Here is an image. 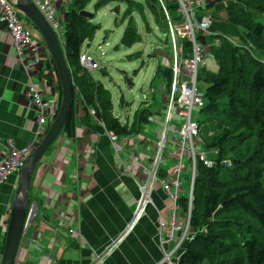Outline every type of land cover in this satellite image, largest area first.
Here are the masks:
<instances>
[{
  "label": "trees",
  "instance_id": "16d2710c",
  "mask_svg": "<svg viewBox=\"0 0 264 264\" xmlns=\"http://www.w3.org/2000/svg\"><path fill=\"white\" fill-rule=\"evenodd\" d=\"M69 1L62 46L73 78L74 103L63 133L72 136L77 114L83 110L91 116L90 110H94L96 119L107 132L119 139L135 137L154 114L147 108L137 110L131 124L114 115L110 91L80 64L84 44L92 42L100 28L93 23L95 16L80 15L92 0ZM218 2L222 0L211 2L206 10H199L198 20ZM113 3L126 6L123 22L128 19V23L121 39L124 47L132 48L142 42L134 14H138L149 28L146 16L149 11L159 28L168 31L158 0H99L95 10ZM164 3L172 22H182L176 1L164 0ZM114 11L118 13L119 7ZM221 11L225 23L248 33L258 46H264V0H235ZM218 12L214 11V15ZM24 19L31 24L26 17ZM211 33L196 34L202 46L208 45L209 39L217 40L210 45L209 54L218 66L217 72L206 67L198 72V82L205 92V106L200 112L204 118L198 122L200 138L203 127H212L201 142L216 157L212 158L211 168L202 163L197 166L190 219L193 239L183 245L179 264H264V66L243 47H235L220 34ZM170 42L173 52L171 38ZM177 51L181 59H190L192 43L186 37H179ZM141 56L138 52L129 59ZM52 69L58 82L60 103V82L54 66ZM103 73L106 75V71ZM43 76L51 85L53 77L41 71L40 77ZM154 80H163L165 92L170 93L171 69L159 65ZM120 103L125 104L123 98ZM225 162L230 166L225 167ZM162 169L158 172L159 179L167 177ZM31 198L30 194V204ZM178 204L186 214L189 193L181 195Z\"/></svg>",
  "mask_w": 264,
  "mask_h": 264
},
{
  "label": "crops",
  "instance_id": "0c3cea01",
  "mask_svg": "<svg viewBox=\"0 0 264 264\" xmlns=\"http://www.w3.org/2000/svg\"><path fill=\"white\" fill-rule=\"evenodd\" d=\"M54 5L61 22L70 1L54 0ZM29 27L38 32L32 23ZM210 30L244 41L243 32L222 22H213ZM247 39L255 48L254 40ZM256 50L264 57V46ZM48 53L42 50L43 71L54 75ZM82 54L88 52L82 48ZM52 77L57 99L58 82ZM29 80L12 39L0 24V140H14L19 149L32 143L36 130V113L27 95ZM160 121L161 113L154 114L138 135L118 139L114 145L104 125L81 110L73 135L61 134L34 173L29 208L35 204L36 210L22 236L17 264H95L98 255H104L101 264H159L162 253L157 219L160 213L169 220L173 204L158 181L153 182L155 206L147 209L134 231L116 248L114 241L132 219L140 198L139 184L149 179L142 167H151ZM144 134L149 139H144ZM169 167L162 170L167 173ZM19 177H11L0 188V259ZM178 215L185 220L184 211L179 209Z\"/></svg>",
  "mask_w": 264,
  "mask_h": 264
},
{
  "label": "built area",
  "instance_id": "2783aa9c",
  "mask_svg": "<svg viewBox=\"0 0 264 264\" xmlns=\"http://www.w3.org/2000/svg\"><path fill=\"white\" fill-rule=\"evenodd\" d=\"M32 1L48 21L58 39L62 41L64 31L63 35H61V27L57 19L54 0ZM158 1L166 17L167 28L173 46L172 62L168 64L165 60L167 63L166 68L171 69L173 72V83L167 96V106L161 112V130L159 134V140L161 139V141L157 143L150 169L142 167L143 171L149 174V179L146 183L139 184L140 198L136 209L132 219L119 236V240H116V243L114 241V248L134 231L135 227L146 215L147 209L155 206L152 197L153 182L158 181L173 204L169 220L163 219L160 213L157 219L158 245L162 253V260L159 264H179L183 253V245L193 239L190 227L193 187L189 192V207L188 212L185 214V220L181 221L178 215V201L181 198V190L185 183L182 179V174L186 170L185 161L187 160L190 163L192 182H195L199 163H202L206 168H211L214 165V162L197 148V145L203 144L200 142L199 116L194 115V112L200 114L205 106V92H202L199 87L198 72L200 69L207 67V58L211 56H208L203 51V46L197 42L196 31L209 34L213 22L208 15H204L201 20H197V12L201 9L206 10L207 2L200 0H175L179 5V12L183 20L181 23H174L169 17L164 0ZM24 17L14 7L12 0H0V24L5 27L12 39L18 61L30 76L27 95L36 113V130L32 143L23 149H19L14 140H0V188L11 177L18 178L20 176L27 159L53 124L60 106L59 99L54 96V82L49 85L45 76L40 77V72L43 71L42 50L44 48L48 50L46 43L40 33L33 31L29 27ZM179 37H186L192 43V56L190 59L184 60L180 58L177 51V39ZM230 41L236 47L246 49L254 59H257L264 66V59L260 60L257 58L246 46H240V44ZM48 55L50 57L49 53ZM49 60L51 59L49 58ZM80 64L92 75L98 69L96 60L89 54L80 55ZM44 72L54 76L52 72L50 73L46 70ZM163 88L165 90V85ZM90 115L95 117V111L91 110ZM108 136L111 143L115 145L119 138L113 133H108ZM168 147L170 152L166 157L173 160V166L169 167L166 178L159 179L158 172L163 167H167L165 150ZM132 159L134 162L138 161V158L133 157ZM224 165L230 166L227 162ZM35 210V204L29 208L23 235L32 222ZM109 252L110 250L107 253ZM103 257L104 255L96 256L94 263L101 264Z\"/></svg>",
  "mask_w": 264,
  "mask_h": 264
},
{
  "label": "rangeland",
  "instance_id": "374dc122",
  "mask_svg": "<svg viewBox=\"0 0 264 264\" xmlns=\"http://www.w3.org/2000/svg\"><path fill=\"white\" fill-rule=\"evenodd\" d=\"M98 1L99 0H92L87 6L86 11L95 16L93 23L95 25H100V28L97 30L94 40L84 44L83 51L88 52V54H90V56H92L97 62L98 69L94 72L93 76L96 80H99L107 90L110 91L114 105V115L122 122H129L131 124L134 114L137 110L147 108L153 114L163 112L167 106V96L169 94L164 92V81L154 80V77L159 65L163 68H166V61L168 64L172 62L173 52L171 49L169 32L162 31L159 28L158 22L154 20V16L149 11L146 12L147 22L150 25L149 28L146 27V23L138 14H134L133 17L137 24L139 34L142 37V42L136 44L132 48H126L121 45V39L128 23V19L123 22L126 6L123 4L113 3L96 11L95 5ZM200 1L210 4L211 2L218 0ZM233 1L235 0H222V3L218 2L216 3L215 7L213 6L210 10L205 11L204 15L210 16L212 22H222L226 24V26L235 28L225 23L222 14L223 11H221V9ZM116 7H119L118 13L114 11ZM214 11H219L218 15L216 13L214 15ZM64 20L65 19L62 17L61 22L59 23L61 27V35H63L64 31ZM237 31L241 33L243 32L240 30ZM199 33L202 32L196 31V34ZM218 34L225 37L230 43V40H232L235 43L240 44V46H246L257 58L260 60L264 59V57L260 54V51L256 50L258 45H255L256 49L251 46V43L247 39L250 37V35H247L248 33L246 34L243 32V35L245 34L243 38L244 41H241L233 36L227 37L221 33ZM216 43V39H209L208 45L203 46V51L209 56L210 45ZM231 44L235 46L233 43ZM138 52L142 53L140 58H135L133 60L129 59V56ZM206 64V69L214 72L216 64L214 63V60L211 56L207 58ZM105 71L106 75L103 73ZM129 82L134 85L133 88L129 87ZM151 84L152 87H150ZM199 87L201 91L204 92V86L199 84ZM122 98L125 104L121 105L120 100ZM194 115H198L199 120H203L204 118L203 116H200L198 112H194ZM94 118H96V116ZM153 126V124L150 125V127ZM211 129L212 127H203L201 138L206 139ZM143 137L144 139H149L146 134H144ZM201 138L200 142L202 141ZM159 141H161V139L159 140L158 138L157 143ZM202 146L203 145L201 144L200 146L197 145V148L203 151L210 160L216 157L214 153H211V151L209 152L204 148V146ZM169 152L170 148L168 147V149L165 150V158L168 156ZM166 164L168 166H173V160L167 157ZM185 167L186 170L183 173L185 175L182 174V179L186 182L181 190L183 195L189 193L191 188H194L195 183L192 182L190 163L187 160L185 161ZM122 233L118 235L117 239H115V242L116 240H119V236Z\"/></svg>",
  "mask_w": 264,
  "mask_h": 264
},
{
  "label": "water",
  "instance_id": "95a60500",
  "mask_svg": "<svg viewBox=\"0 0 264 264\" xmlns=\"http://www.w3.org/2000/svg\"><path fill=\"white\" fill-rule=\"evenodd\" d=\"M12 1L14 7L32 23L33 27L43 37L58 75L61 96L59 111L53 124L27 159L21 171L13 198L0 264H16L19 245L24 233L25 221L29 211L30 187L34 173L44 155L63 133L74 103V83L62 43L32 0ZM80 15L88 18L94 16L87 11H82ZM128 84L130 88L134 87L131 82Z\"/></svg>",
  "mask_w": 264,
  "mask_h": 264
},
{
  "label": "bare ground",
  "instance_id": "6f19581e",
  "mask_svg": "<svg viewBox=\"0 0 264 264\" xmlns=\"http://www.w3.org/2000/svg\"><path fill=\"white\" fill-rule=\"evenodd\" d=\"M203 147V146H202ZM200 164V163H199ZM204 166V165H203ZM226 167V166H225ZM228 167V166H227ZM183 175H185V174H183Z\"/></svg>",
  "mask_w": 264,
  "mask_h": 264
}]
</instances>
